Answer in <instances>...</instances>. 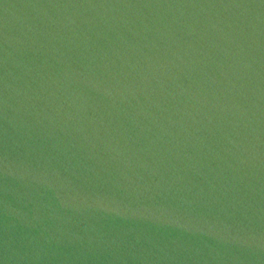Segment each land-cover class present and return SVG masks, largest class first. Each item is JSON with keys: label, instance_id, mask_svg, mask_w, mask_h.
I'll list each match as a JSON object with an SVG mask.
<instances>
[{"label": "water", "instance_id": "water-1", "mask_svg": "<svg viewBox=\"0 0 264 264\" xmlns=\"http://www.w3.org/2000/svg\"><path fill=\"white\" fill-rule=\"evenodd\" d=\"M0 264H264V0H0Z\"/></svg>", "mask_w": 264, "mask_h": 264}]
</instances>
